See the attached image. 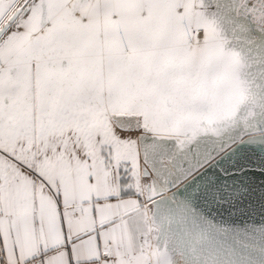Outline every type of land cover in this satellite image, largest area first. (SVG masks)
Returning a JSON list of instances; mask_svg holds the SVG:
<instances>
[{"label": "snow or ice", "instance_id": "snow-or-ice-1", "mask_svg": "<svg viewBox=\"0 0 264 264\" xmlns=\"http://www.w3.org/2000/svg\"><path fill=\"white\" fill-rule=\"evenodd\" d=\"M257 170L264 0H0V264H264Z\"/></svg>", "mask_w": 264, "mask_h": 264}, {"label": "water", "instance_id": "water-1", "mask_svg": "<svg viewBox=\"0 0 264 264\" xmlns=\"http://www.w3.org/2000/svg\"><path fill=\"white\" fill-rule=\"evenodd\" d=\"M253 179L255 180V182H256L257 184H259V183H261V182H264V176H260L258 170H257L256 175L253 177ZM256 218L259 219L258 216H257Z\"/></svg>", "mask_w": 264, "mask_h": 264}]
</instances>
